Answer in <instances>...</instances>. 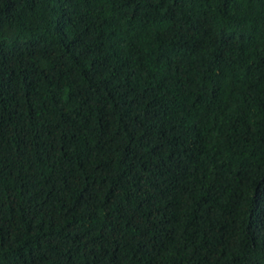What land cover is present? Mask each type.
Listing matches in <instances>:
<instances>
[{
    "label": "trees",
    "instance_id": "obj_1",
    "mask_svg": "<svg viewBox=\"0 0 264 264\" xmlns=\"http://www.w3.org/2000/svg\"><path fill=\"white\" fill-rule=\"evenodd\" d=\"M0 264H264V0H0Z\"/></svg>",
    "mask_w": 264,
    "mask_h": 264
}]
</instances>
